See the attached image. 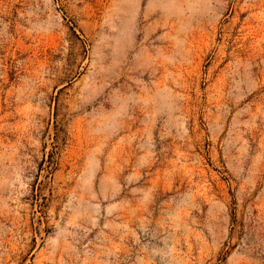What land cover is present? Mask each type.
Wrapping results in <instances>:
<instances>
[{
  "label": "rangeland",
  "instance_id": "374dc122",
  "mask_svg": "<svg viewBox=\"0 0 264 264\" xmlns=\"http://www.w3.org/2000/svg\"><path fill=\"white\" fill-rule=\"evenodd\" d=\"M0 264H264V0H0Z\"/></svg>",
  "mask_w": 264,
  "mask_h": 264
}]
</instances>
